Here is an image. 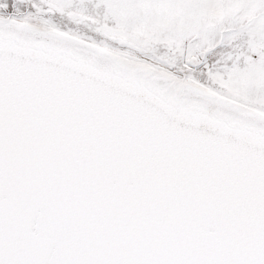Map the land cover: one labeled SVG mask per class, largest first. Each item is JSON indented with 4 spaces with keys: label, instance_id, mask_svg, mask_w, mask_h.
Returning a JSON list of instances; mask_svg holds the SVG:
<instances>
[{
    "label": "snow or ice",
    "instance_id": "obj_1",
    "mask_svg": "<svg viewBox=\"0 0 264 264\" xmlns=\"http://www.w3.org/2000/svg\"><path fill=\"white\" fill-rule=\"evenodd\" d=\"M0 264H264V0H0Z\"/></svg>",
    "mask_w": 264,
    "mask_h": 264
}]
</instances>
